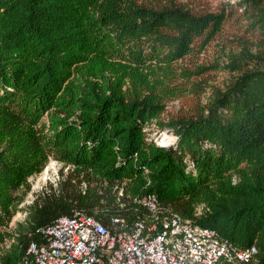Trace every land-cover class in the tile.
Wrapping results in <instances>:
<instances>
[{
	"label": "trees",
	"instance_id": "obj_1",
	"mask_svg": "<svg viewBox=\"0 0 264 264\" xmlns=\"http://www.w3.org/2000/svg\"><path fill=\"white\" fill-rule=\"evenodd\" d=\"M208 5L0 0V264L74 211L130 226L148 194L254 244L264 264V0ZM211 45L217 59L198 63ZM207 70L228 78L211 83ZM163 129L166 145L151 135ZM51 157L74 171L35 193L23 230H4L15 192ZM198 204L207 209L194 216Z\"/></svg>",
	"mask_w": 264,
	"mask_h": 264
},
{
	"label": "built area",
	"instance_id": "obj_2",
	"mask_svg": "<svg viewBox=\"0 0 264 264\" xmlns=\"http://www.w3.org/2000/svg\"><path fill=\"white\" fill-rule=\"evenodd\" d=\"M51 174L58 177L55 168L45 177ZM137 202L148 212L130 226L123 218L104 223L83 211L57 217L41 229L45 241H31L16 264H257L254 244L233 245L215 229L159 205L153 194ZM206 209L198 204L193 215Z\"/></svg>",
	"mask_w": 264,
	"mask_h": 264
},
{
	"label": "rangeland",
	"instance_id": "obj_3",
	"mask_svg": "<svg viewBox=\"0 0 264 264\" xmlns=\"http://www.w3.org/2000/svg\"><path fill=\"white\" fill-rule=\"evenodd\" d=\"M185 4L186 7L188 8H193L194 10H200L203 9L201 8L205 3H209L208 8L209 11L212 12H217V7L219 5H223L229 1L233 0H178ZM217 48L214 47L213 45L209 46V48L203 53L201 57L198 59V63H204V64H209V63H214L217 58L216 53ZM222 62L227 60V57L224 55L222 56ZM206 80H208L211 83L214 84H222V82L228 78V74H223L221 71H215V70H207L205 74L203 75ZM202 77V75L200 76ZM204 99V96L202 95V100ZM167 107L170 111L175 110L176 108L179 107V101L178 100H173L167 103ZM155 136L154 140L157 141V144L160 145H166L168 142L173 141V134L168 131L167 129H163L157 134H151ZM49 166L48 174L50 171H54V168L56 169V173L58 174V177H53V174H51L50 177H45L47 173H45L46 169L45 167L41 171V173H38L36 175H33L28 178V186H27V191L24 193V187L18 189L15 192V195L17 197V201L15 203V212L14 215L12 216L7 228V231H21L25 227V221L27 218V211L25 210V207L32 201L34 198V195L36 192L43 190L44 188H48L50 184L53 186L57 185V182L59 179L62 177H65L68 172L74 171V169L68 165L65 164L59 160H56L55 158L51 157L48 162L46 163ZM46 165V166H47ZM54 167V168H52ZM79 177H82V174L79 175ZM79 177H74L73 180L76 182L77 178ZM100 184V183H99ZM95 185V183H94ZM104 186L106 185L105 183L103 184ZM117 186L114 185L111 187L110 192L111 194H116L117 192ZM23 192V193H22ZM102 192V189H101ZM103 201V200H102ZM26 212V213H25Z\"/></svg>",
	"mask_w": 264,
	"mask_h": 264
}]
</instances>
